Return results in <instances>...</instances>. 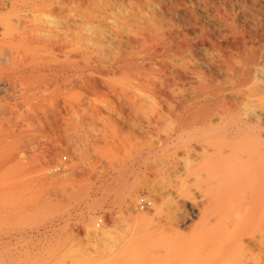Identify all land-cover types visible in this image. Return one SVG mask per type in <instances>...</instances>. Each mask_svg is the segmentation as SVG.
<instances>
[{
	"label": "rangeland",
	"instance_id": "374dc122",
	"mask_svg": "<svg viewBox=\"0 0 264 264\" xmlns=\"http://www.w3.org/2000/svg\"><path fill=\"white\" fill-rule=\"evenodd\" d=\"M57 1L0 0V235L22 243L28 230L30 257L42 241L46 264L264 257V190L246 184H264V147L250 135L264 130V99L256 97L263 82H228L221 58L235 43L224 7L247 29L256 12L237 0H61L60 13ZM37 2L58 11L27 16ZM71 12L90 16H63ZM250 91L247 112L238 106ZM235 101L242 109L225 117ZM243 109L258 114L247 119ZM235 116L252 119L243 130L253 138L233 142L243 154L224 138ZM142 196L149 208L139 206ZM247 198L253 211L236 206Z\"/></svg>",
	"mask_w": 264,
	"mask_h": 264
},
{
	"label": "bare ground",
	"instance_id": "6f19581e",
	"mask_svg": "<svg viewBox=\"0 0 264 264\" xmlns=\"http://www.w3.org/2000/svg\"><path fill=\"white\" fill-rule=\"evenodd\" d=\"M234 1V0H233ZM3 3H4V1H2ZM1 2V3H2ZM58 3H59V6H58V10H57V8L56 7H49V6H47V7H49V8H47V7H45L44 6V4L42 3V2H37V3H35V5L34 6H32L31 7V9L30 10H27L26 11V15L27 16H31V15H34L35 13H46V14H52V13H55L56 11H58V12H60V13H62V12H65V6H64V3H63V1H61V0H59V1H57ZM227 2H229V1H227ZM42 3V4H41ZM222 3V2H221ZM224 3V2H223ZM237 5H241L242 6V8H243V11H245L246 10V12H247V10H248V12L249 11H254V12H256V15H258L257 16V18H256V16L254 15L253 16V18L255 19L253 22L255 23V27H253V28H251V29H247L246 27V23L245 22H243L244 20H242V15H240L241 16V20H242V22L240 21V20H238V18H237V14H235V15H233L231 12L233 11V13H234V10H228V7H229V5H228V3H227V5H228V7H224V11H222V14L220 13V15H222L221 17H222V20H223V22H224V29L226 28V29H229V31H230V33H228V34H232L233 36H234V44H233V42H232V44L231 45H229V46H227V48L229 49V50H227L228 52H226V53H224L225 55V57L224 56H222L221 58H222V60H224V62L226 63H224V66H225V70L226 71H228L229 73H230V75H229V73H228V75H229V77H231V78H229V79H231V80H228V82L230 81H234L235 83H237L238 84V86L240 85L241 87L242 86H244V85H248V84H254V82H256V84H258V82L260 81H262L263 82V88L261 89H257L258 90V92H257V96L256 97H258V96H260V97H258L259 99L260 98H263L264 99V0H237ZM239 3V4H238ZM240 5L238 6L239 8H240ZM220 8H221V6H219ZM236 7V6H235ZM220 8H218V9H220ZM234 8V7H233ZM239 8L237 9V10H239ZM54 10H56V11H54ZM243 11H240V12H243ZM215 12H216V10H215ZM247 12V13H248ZM82 13V12H81ZM235 13H236V11H235ZM244 13V12H243ZM252 13V12H251ZM68 16V18H70V19H73V20H77L78 19V17H88V16H90V14L88 13V12H84V13H82V14H80V13H77V12H71V13H68V14H63V16ZM219 15V14H218ZM246 15V14H245ZM243 16V17H246V16ZM253 15V14H252ZM252 15H251V17H252ZM212 16V15H211ZM240 16H239V19H240ZM249 16V15H248ZM246 19H248V17H246ZM73 20H72V22H73ZM249 20V19H248ZM247 20V21H248ZM252 20V19H251ZM78 21V20H77ZM246 21V20H245ZM246 21V22H247ZM259 21V22H258ZM253 22L251 23V25L253 24ZM74 23H76V21L74 22ZM250 23V22H249ZM248 23V24H249ZM247 24V25H248ZM250 25V24H249ZM254 25V24H253ZM220 26V25H219ZM246 26V27H245ZM72 29H74V30H76V27L75 28H73L72 27ZM74 30H71V33H72V31H74ZM74 32H76L77 33V31H74ZM205 32V31H204ZM76 33H75V37H76ZM203 33V32H202ZM72 35V34H71ZM71 35L69 34V36L71 37ZM213 36V35H212ZM72 37H74L73 35H72ZM72 37H71V40H72ZM68 37H66V39H67ZM69 39V41H70V38H68ZM256 39V40H255ZM65 40V39H64ZM64 40H62L63 42H64ZM74 40H76V39H74ZM74 40L73 41H71V42H74ZM233 41V40H232ZM60 42H61V40H60ZM63 42H61V45H62V43ZM67 42H68V40H67ZM67 42H66V44H67ZM216 42V41H215ZM65 43V42H64ZM69 43V42H68ZM65 44V45H66ZM73 44V43H72ZM227 44V43H226ZM226 44L225 45H222V43H221V46H224V47H222V49L224 48H226ZM230 44V43H229ZM60 46V45H59ZM68 46V45H67ZM219 46H220V44H219ZM220 46V47H221ZM58 47V46H57ZM59 48H61V46L59 47ZM221 49V50H222ZM223 49V50H224ZM226 50V49H225ZM225 52V51H224ZM234 54H237V56H238V61L240 62V65L238 64V66L236 65V64H232L233 63V61L235 60V57H234ZM221 56V55H220ZM224 57V58H223ZM233 57H234V60H232L233 59ZM237 58V57H236ZM239 58H240V60H239ZM209 60V59H208ZM214 60V59H213ZM231 61H232V63H231ZM222 63H223V61H222ZM209 65H211V64H209ZM219 66V65H218ZM224 69H223V71H224ZM221 70V69H220ZM222 72V71H221ZM226 73V72H225ZM225 75V74H224ZM225 78H228V76H224ZM258 81V82H257ZM231 82V83H232ZM261 82V83H262ZM260 84V83H259ZM231 85V84H230ZM235 86V85H234ZM238 86H236V87H238ZM232 87H233V85H232ZM232 87L230 88L231 90H232ZM245 87V86H244ZM243 87V88H244ZM251 87V86H250ZM249 87V88H250ZM228 88H229V86H228ZM227 88V89H228ZM247 88V87H246ZM257 88V87H256ZM240 89V88H239ZM248 89V88H247ZM252 89V88H251ZM219 90V89H218ZM225 90H226V88H225ZM231 90H229V91H231ZM242 90V89H241ZM250 90V89H249ZM260 90V91H259ZM221 91H224V90H219V92L221 93ZM227 91V90H226ZM233 91V90H232ZM256 92V90H254V88H253V90H252V92ZM213 92V91H212ZM218 92V93H219ZM228 92V91H227ZM234 92V91H233ZM251 91H250V93L248 94V92L247 93H243L244 94V98L242 99V102H240V103H243V105H241L240 106V104L238 103V102H236L235 101V103H233V108L234 107H236V104L238 103L239 104V106L238 107H242L243 106V108H245V106L247 105V103H245L246 101H249L250 102V99H249V96L250 97H252V99H253V96H254V94H253V96L252 95H250L251 93H252ZM223 93V92H222ZM222 93H221V95H222ZM237 94H238V91L236 92ZM240 93V92H239ZM217 94V93H216ZM242 94V95H243ZM218 95V94H217ZM224 95H226V97H227V94H224ZM239 95V94H238ZM237 95V96H238ZM241 95V94H240ZM241 95V96H242ZM211 96V95H210ZM262 96V97H261ZM219 97V96H218ZM226 97H224V99L226 98ZM239 97V96H238ZM215 98H216V95H215ZM220 98V97H219ZM223 98V97H222ZM221 98V99H222ZM229 98L230 97H228V104H232L231 102H234V99H233V101H231L232 100V98H231V102L229 101ZM234 98H235V96H234ZM237 98V97H236ZM220 99V100H221ZM223 99V101L222 102H226V100H224ZM217 100H219V99H217ZM237 101H239V100H237ZM240 101H241V99H240ZM230 102V103H229ZM248 102V103H249ZM219 103V102H218ZM227 103V102H226ZM251 103V102H250ZM228 104L227 105H223V107L225 106H228ZM234 104H235V106H234ZM237 104V105H238ZM254 104V103H253ZM245 105V106H244ZM248 106V108H252V106H251V104L250 105H247ZM251 106V107H250ZM222 107V108H223ZM229 107V109H227ZM227 108H225V110L227 109V111H226V113H225V117L226 116H228V115H226L227 113L229 114V113H231L230 114V116L232 115L233 116V114L234 115H236L237 116V114H235V113H237V110L239 111L240 109H242V108H239V109H236V108H230V106H228ZM264 107V106H263ZM221 108V109H222ZM247 108V107H246ZM245 108V110H247ZM236 109V110H235ZM253 109H254V107H253ZM255 109H257V108H255ZM259 109H261L262 110V108H259ZM264 109V108H263ZM224 110V109H223ZM244 109H243V111L242 112H244L245 111ZM251 110V109H250ZM258 110V109H257ZM250 111L249 112V114L251 115H253L254 116V114L255 115H257L258 113V111ZM249 110H247V112H248ZM246 112V111H245ZM245 112L243 113V114H245ZM247 112H246V117L245 118H247V117H249L250 115H248L247 114ZM261 113H259V117L261 116H264V114H263V112L262 111H260ZM241 114V115H240ZM240 115V116H239ZM239 117L238 118H240V117H242V113H239ZM223 115H221V117H222ZM231 116V117H232ZM235 116V117H236ZM252 116V117H253ZM252 117H250V118H252ZM258 117V116H257ZM260 117V118H261ZM232 118H234V116L232 117ZM237 118V117H236ZM236 118L235 119H231V118H229V120H228V122L230 121V120H232L233 122L231 123V124H229V126H228V124H226L224 127L226 128V126H228V131L227 130H225V129H223V131L225 132V139L227 140V141H230V143L231 144H229V142H228V147L229 146H233L234 145V147L235 146H237V147H239L238 145H240V143H236L237 145H235V143H233V142H235V141H237V142H240V140H242V142H243V138L245 137V139L247 138V141H249V139H251V138H253V137H251L250 136V138H249V132L247 133V132H245L244 130V127L246 126V128L247 127H249V126H247V124L248 125H250L249 123H250V121H252V119L250 120V118H249V122L248 121H246L247 122V124H246V122L244 121V117H243V119L242 120H239L238 118H237V120H236ZM255 118V117H254ZM254 118H253V122H256V121H254ZM263 118V117H262ZM248 119V118H247ZM256 119V118H255ZM259 119V118H258ZM257 120V119H256ZM260 120V119H259ZM258 122V121H257ZM256 122V123H257ZM264 122V121H263ZM259 124H262V122L261 123H259ZM259 124H257V126L259 127ZM255 125V124H254ZM263 125H264V123H263ZM257 126H255V128L257 127ZM223 127V128H224ZM252 127V126H251ZM250 127V130L252 129ZM256 128V129H259V128ZM254 128V127H253ZM255 128H254V130H252V132L253 131H255ZM263 126H260V129L258 130V132L260 131H262L263 130ZM244 129V130H243ZM249 129V128H248ZM241 130L242 131H244L245 132V135H246V133L248 134L247 135V137L246 136H243V137H241L240 135H238V132H241ZM250 130H248V131H250ZM247 131V130H246ZM264 131V130H263ZM262 131V132H263ZM223 132V133H224ZM227 132V133H226ZM262 132L261 133H256V132H254V134H250V135H257L256 136V140L259 138L260 139V141H261V143H262V146L264 147V145H263V142H264V137L262 136L263 134H262ZM251 133V132H250ZM240 134V133H239ZM242 135V134H241ZM255 137V136H254ZM249 138V139H248ZM246 141V140H245ZM246 141V142H247ZM260 141H259V144H260ZM263 141V142H262ZM247 143H249V142H247ZM246 143V144H247ZM233 144V145H232ZM242 144V143H241ZM245 143L243 142V145H244ZM242 145V146H243ZM261 145V144H260ZM241 146V145H240ZM240 147V150H239V148H238V150L239 151H241V153H242V150H241V148L243 149V147ZM247 146V145H246ZM262 146H259V149L258 150H260V148H263ZM227 149V148H226ZM235 149H236V152H237V148L235 147ZM235 149L233 148H230V150H234L235 151ZM244 149H246L247 150V147H245ZM249 149V152H250V147L248 148ZM238 151V152H239ZM247 152H248V150H247ZM231 153V152H230ZM233 153V152H232ZM244 153V152H243ZM242 153V154H243ZM251 153H252V155L251 156H253V152L251 151ZM251 153H249L248 155H250ZM263 153H264V151H263ZM234 154H236V153H234ZM238 154V153H237ZM229 155V154H228ZM231 156V155H230ZM230 156H228V157H230ZM239 157H240V155H238ZM238 156H237V158H238ZM242 156V155H241ZM233 157V156H232ZM245 157V156H244ZM244 157L242 158V157H240L239 159H244ZM248 157H250V156H248ZM253 157H255V156H253ZM252 157V158H253ZM246 158V157H245ZM239 159H238V161H239ZM241 159V160H242ZM247 159H249V158H247ZM235 160V162H236V159H234ZM245 160V159H244ZM251 161H253V160H251ZM238 164H240L239 162H237ZM236 163V164H237ZM242 163H244V161H242ZM241 163V164H242ZM248 164V165H247ZM247 164H244V166L246 165V167L248 166H251L250 165V161L247 163ZM239 166H241V165H239ZM238 166V167H239ZM247 167V168H248ZM236 168V167H235ZM244 168V167H243ZM247 168H244L242 171H244V172H246V174H248L249 173V171H251L249 168H253L252 166L251 167H249L248 169V171H247ZM237 170H238V172H239V169H241L240 167L239 168H236ZM241 171V172H242ZM235 172H237V171H235ZM237 172V174L239 175V173ZM243 173V172H242ZM245 174V175H246ZM250 174H251V172H250ZM241 175V174H240ZM243 175V174H242ZM241 175V176H242ZM245 175H244V178H245ZM250 176V175H249ZM249 176H246L247 178L249 177ZM250 180V179H249ZM239 181V180H238ZM251 184H250V183ZM248 183L246 182V184L249 186V185H252V189H254V187L255 188H262V191L264 190L263 189V181L261 182V180H260V182H258V181H255V184L257 185V187L255 186V185H253L252 184V182L251 181H249ZM257 182V183H256ZM260 183V184H259ZM247 185H246V187H247ZM8 186V185H7ZM238 187L240 186V185H237ZM258 186H260V187H258ZM11 188V187H10ZM247 189H251V187L249 186V188L247 187ZM243 191H245V190H243ZM264 192V191H263ZM248 194H246V196H247ZM243 196H245V195H243ZM245 196V197H246ZM248 197V196H247ZM4 198V197H3ZM141 198V197H140ZM244 198V197H243ZM242 198V199H243ZM253 198V197H252ZM255 198V197H254ZM256 198H257V196H256ZM245 199V198H244ZM6 200V199H5ZM247 200H249V198H247ZM247 200H241L240 199V203H239V205L236 203V206L237 207H241V208H243L242 207V205L241 204H243L244 205V203H245V207L244 208H246L247 206H246V203L248 204V207H247V209L248 208H250L249 210H252L253 211V203H252V199L250 198V200L249 201H247ZM256 200V199H255ZM11 201V200H10ZM139 201H140V199H139ZM235 200H233V202H234ZM245 201V202H244ZM261 201V200H260ZM262 205H263V202L261 203ZM235 205V204H234ZM233 204H232V207L234 206ZM229 206V205H228ZM264 206V205H263ZM228 208V207H227ZM230 208V207H229ZM234 208H236V207H233V209ZM253 208V209H252ZM260 207H256V209H255V211L258 209L259 210V212L261 211V209H259ZM12 209V208H11ZM27 209V208H26ZM230 209H232V208H230ZM237 209V208H236ZM263 209V208H262ZM228 210V212L230 211L229 209H227ZM248 210V211H249ZM257 210V211H258ZM24 211V210H23ZM26 211V210H25ZM256 211V212H257ZM231 212V211H230ZM259 212H258V214H259ZM2 213V212H1ZM23 213V212H22ZM248 213V212H247ZM253 213V212H252ZM251 213V215L250 216H252L253 214H256V213H253L252 214ZM263 213V212H262ZM229 214V213H228ZM249 214V213H248ZM8 215V214H7ZM26 215V214H25ZM230 215V214H229ZM260 215V214H259ZM3 216V215H2ZM1 216V217H2ZM256 216H258V215H256ZM264 216V213L262 214V217ZM5 217V216H4ZM7 217V216H6ZM5 217V218H6ZM9 217V216H8ZM261 217V218H262ZM11 218H12V216H11ZM250 218V217H249ZM254 217L252 216V219H253ZM257 218V217H256ZM251 219V218H250ZM250 219H248V220H250ZM251 219V220H252ZM264 217L262 218V223H264ZM5 220V219H4ZM9 220V219H8ZM236 220V219H235ZM241 220V219H240ZM247 220V219H246ZM254 221V220H253ZM257 221V220H256ZM230 222V221H229ZM228 222V223H229ZM238 222V221H237ZM258 222V221H257ZM261 222L259 223L258 222V224H261ZM227 223V224H228ZM247 223H251V221L250 222H248L247 221ZM247 223H245V224H247ZM237 224V223H236ZM239 224V223H238ZM254 224H255V221H254ZM252 225V224H251ZM256 225H257V223H256ZM263 227H264V225H263ZM28 231V230H27ZM27 231H25L22 235V238L24 239V242H22V243H18L17 241L15 242V241H13L14 239L12 238V236L11 235H7V234H5V235H0V264H46V260L45 259H43V258H45V256H44V250H45V248H44V245L42 244L43 242L41 241L39 244H38V246L36 247L37 248V251H38V255H36L35 257H33V258H31L30 256V253H31V251H30V243H28L29 241L27 240L28 239V232ZM228 231H226V233L224 232V235H222V237L223 238H226L227 236H228V234H231V233H227ZM226 234V235H225ZM225 236V237H224ZM230 237V236H229ZM264 237V236H263ZM228 238V237H227ZM17 239V238H16ZM20 239V238H19ZM23 239H21L22 241H23ZM41 239V238H40ZM260 240H261V238H260ZM260 240H258V241H260ZM39 241V240H38ZM260 243H263V242H260ZM249 244V243H248ZM247 244V245H248ZM253 244V243H252ZM251 244V245H252ZM246 245H244V246H242L244 249H245V251L247 250V249H249V247H250V245H248L247 246V248L245 247ZM255 246H259V248H260V250H261V247H260V245L259 244H256ZM262 246V245H261ZM252 247V246H251ZM254 247V246H253ZM263 248V247H262ZM36 251V252H37ZM251 251H252V248H251ZM251 251H250V253H251ZM239 252V251H238ZM243 253H245V254H248V251H246V252H244V251H242ZM16 253H21V255H23V257H21V259L19 258V260H17V259H15V258H13V256L14 255H16ZM236 253V252H235ZM32 254V253H31ZM229 254V253H228ZM231 254V253H230ZM234 254V253H233ZM233 254H232V256L231 257H233ZM18 255V254H17ZM239 255V254H238ZM244 255V254H243ZM250 256L252 255V254H249ZM39 256V257H38ZM225 256H227V254L225 255ZM229 256V255H228ZM245 256H247V255H245ZM254 256V255H253ZM17 257V256H16ZM38 257V258H37ZM236 257V256H235ZM31 258V259H30ZM246 258H248V257H246ZM249 258H251V257H249ZM258 258H260V256H258ZM257 258V260H254V261H250V263L248 262H245V263H247V264H261L262 263V261H264L262 258H264V257H262V258H260V259H258ZM33 259H35V260H33ZM223 259V258H222ZM227 259H229V257H227ZM232 259V258H231ZM254 259V258H253ZM255 259H256V256H255ZM250 260H252V259H250ZM227 260H226V258H225V261H223V262H226ZM229 262H230V260H229ZM205 263V262H204ZM203 263V264H204ZM206 263H207V261H206ZM205 263V264H206ZM217 263V262H216ZM215 263V264H216ZM243 263H244V260H243ZM48 264V263H47ZM211 264H213V262H211ZM222 264V263H221ZM224 264V263H223ZM241 264H242V262H241Z\"/></svg>",
	"mask_w": 264,
	"mask_h": 264
},
{
	"label": "built area",
	"instance_id": "2783aa9c",
	"mask_svg": "<svg viewBox=\"0 0 264 264\" xmlns=\"http://www.w3.org/2000/svg\"><path fill=\"white\" fill-rule=\"evenodd\" d=\"M152 205V201L147 196H142L139 201V206L142 209L149 208Z\"/></svg>",
	"mask_w": 264,
	"mask_h": 264
}]
</instances>
